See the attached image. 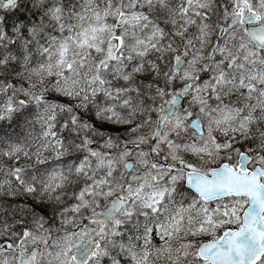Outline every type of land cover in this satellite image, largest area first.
I'll return each instance as SVG.
<instances>
[{"label":"snow or ice","instance_id":"obj_1","mask_svg":"<svg viewBox=\"0 0 264 264\" xmlns=\"http://www.w3.org/2000/svg\"><path fill=\"white\" fill-rule=\"evenodd\" d=\"M0 264H264V0H0Z\"/></svg>","mask_w":264,"mask_h":264}]
</instances>
